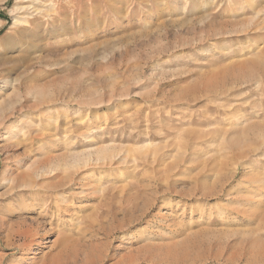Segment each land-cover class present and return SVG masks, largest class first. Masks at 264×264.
<instances>
[{
    "label": "rangeland",
    "instance_id": "rangeland-1",
    "mask_svg": "<svg viewBox=\"0 0 264 264\" xmlns=\"http://www.w3.org/2000/svg\"><path fill=\"white\" fill-rule=\"evenodd\" d=\"M39 1L0 0V264H264V0ZM97 147L134 160L63 179Z\"/></svg>",
    "mask_w": 264,
    "mask_h": 264
},
{
    "label": "bare ground",
    "instance_id": "bare-ground-1",
    "mask_svg": "<svg viewBox=\"0 0 264 264\" xmlns=\"http://www.w3.org/2000/svg\"><path fill=\"white\" fill-rule=\"evenodd\" d=\"M25 1H27V0H17V2L10 9V13L13 16L11 25L14 27H19L25 23L27 24V22H29L27 17H30L32 15H37L38 13L40 14L42 11H44L41 9V7L40 8L37 7L39 5L44 6L43 9H45L46 11H48V10L50 11L52 9L51 6L43 5L42 3H40L39 0H32L35 4H38L35 7L26 6L25 4L23 5V2H25ZM6 118H8V116L7 117L2 116L0 118V126L5 123ZM12 127H13V125H11V126L8 125L6 127V130H4V133L6 135H11L12 130H13ZM125 159H127V158H125ZM132 160H134V159H131L130 161H132ZM142 160L148 161L146 156H144L142 158ZM130 161L129 160L124 161V159L120 158V156H118L110 148L105 147V148L99 149L97 147L94 150V158L93 159H90V157L86 156V155H82V156L75 155L71 160L64 163L62 165L63 179L68 181V183L74 180L75 183L78 184L79 182H81L84 179L83 178L84 175L86 177H88V175H89V174H87L88 173L87 171L82 172L84 169H89V168H91V169H96V168H98V169L99 168L100 169L101 168L115 169V168H119L120 169L121 165H124V164L127 165V162H130ZM55 170H56V167L52 166V167H49L47 169H44L42 172L44 174L50 175V174L54 173ZM98 178L99 177H94L93 180H97ZM80 192H83V189Z\"/></svg>",
    "mask_w": 264,
    "mask_h": 264
}]
</instances>
